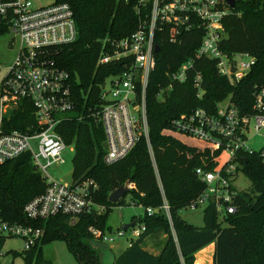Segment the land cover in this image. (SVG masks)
Segmentation results:
<instances>
[{"label":"trees","instance_id":"trees-1","mask_svg":"<svg viewBox=\"0 0 264 264\" xmlns=\"http://www.w3.org/2000/svg\"><path fill=\"white\" fill-rule=\"evenodd\" d=\"M70 2L77 36L58 45L53 57L69 71L79 109L70 113L56 129L66 143L73 144L72 179L93 180L96 186L91 187L90 197L102 209L92 208L75 216L57 212L34 220L44 228V235L29 249L12 250L13 255L20 254L22 264H49L43 257V245L59 239L66 243L77 264H194L195 253L213 242L212 264H264V163L258 152L243 149L238 152L237 169L245 173L250 185L236 195V209L220 217L214 201L209 200L202 209L203 224L196 225L181 214L204 187L194 168L197 165L215 168L221 150L172 125V120L181 112L194 107L214 110L217 101L228 94L242 112L252 111L254 84L264 83V0H235L223 19L225 36L221 48L227 53L248 52L255 58L236 82H230L219 73L215 60L208 57L194 61L186 80H171L168 73L194 55L199 39L195 31L185 33L175 42L168 40L164 31L157 34L159 50L155 53L156 64L146 87L147 121L171 222L163 211L148 213L145 210L163 201L145 139L139 138L123 157L106 162L103 125L87 109L98 105L99 83L118 68L113 62L97 64L102 39L124 36L136 28L133 4L116 0ZM7 30V23L0 17V34ZM196 70L202 74L200 88L193 83ZM169 82H172L171 87L161 90ZM10 117V128L25 130L27 123L33 121L31 108H17ZM130 182L134 186L118 200L108 199L113 189ZM45 187L46 182L33 165L29 152L0 163V212L10 220H25L23 205ZM127 203L143 207V212L137 217L133 215L131 220L143 222L145 229L115 254L107 243L103 244L105 248L98 244L89 227L111 230L107 225L109 211L115 205ZM158 229L165 235L159 252H153L145 247L144 241ZM4 241L5 236L0 235V255ZM107 249L109 257L105 260L102 252Z\"/></svg>","mask_w":264,"mask_h":264},{"label":"built area","instance_id":"built-area-1","mask_svg":"<svg viewBox=\"0 0 264 264\" xmlns=\"http://www.w3.org/2000/svg\"><path fill=\"white\" fill-rule=\"evenodd\" d=\"M116 1L132 2L137 25L127 35L102 39L97 64L113 62L118 68L99 83L98 105L87 109L103 125L106 162L123 157L139 138L145 139L163 199L161 205L147 206L145 210L148 213L163 211L171 222L147 121L146 87L156 64L158 32L164 31L166 38L173 42L192 31L199 39L194 55L168 73L171 80H186L194 61L208 57L215 60L219 73L230 82H236L255 58L248 52L227 53L221 48L225 36L223 19L233 7L226 0ZM0 17L11 33L9 44L15 47L13 59L0 80V163L29 152L33 165L46 182L44 191L23 205L25 220H10L0 212V235L16 236L22 240L23 249H29L44 234V228L34 220L57 212L75 216L92 208L99 210L90 197L91 187L96 186L93 180L77 182L71 177L66 181L48 170L52 163L64 162L62 153L67 146L73 148L56 127L79 109V101L69 71L56 62L53 52L58 45L76 38L77 26L70 0H0ZM234 54L245 55L247 59L236 61ZM193 83L201 87L202 74L198 70L193 74ZM171 85L169 82L161 90ZM21 107L31 108L33 121L27 123L25 130L10 128V113ZM172 125L221 150L215 168L195 166L194 171L204 187L187 207L204 206L212 200L220 217L233 212L234 200L240 191L234 184L237 172L241 171L237 169L239 150L258 152L264 163V143L258 148L247 144L249 137L264 130V83L254 84L252 111L242 112L228 94L217 101L214 110L194 107L181 112L172 120ZM144 229L145 224L138 221L126 230L119 227L112 232L89 227L94 237L105 242L127 232L130 239L138 237Z\"/></svg>","mask_w":264,"mask_h":264},{"label":"rangeland","instance_id":"rangeland-1","mask_svg":"<svg viewBox=\"0 0 264 264\" xmlns=\"http://www.w3.org/2000/svg\"><path fill=\"white\" fill-rule=\"evenodd\" d=\"M10 38V32L6 31L3 34H0V80L5 75L15 53V47L9 44ZM233 57L236 61L247 59V56L239 54H234ZM263 143L264 130H261L258 134L252 135L247 140V144L253 148H258ZM62 154L65 159L64 162L52 163L48 167V170L52 175L59 177L62 180L70 181L73 148L67 146L63 150ZM126 184L128 185V183ZM234 184L237 189L243 190L249 187L250 180L244 172L238 171ZM125 198L128 200L129 195L127 194ZM96 207L99 208V210L102 209V207L99 205H96ZM202 209L203 205H199L193 209L184 207L181 210V214L188 221L196 225H202ZM142 212L143 207L137 204L127 203L121 206L115 205L111 208L107 217V225H110L111 230L107 228H105V230L111 232L115 231L121 226L123 222L130 220L133 215L137 217ZM164 235L165 234L161 229L151 232L145 237V247H147V249L149 248L153 252H159L163 244ZM129 236V233L127 232L125 235L116 237L113 241H110L108 244L111 247V251H113L115 254L120 252L129 243ZM22 249L23 242L20 238L16 236H7L1 249L2 254L0 255V264H22V256L20 254L14 256L11 252L12 250L21 251ZM102 253L103 259L106 260L109 257V253L107 250H103ZM212 255L213 253L211 248L205 251H197L194 255V264H212ZM43 257L44 259L48 260L49 264H77L76 258L69 251L66 243L59 239L49 241L43 245Z\"/></svg>","mask_w":264,"mask_h":264},{"label":"water","instance_id":"water-1","mask_svg":"<svg viewBox=\"0 0 264 264\" xmlns=\"http://www.w3.org/2000/svg\"><path fill=\"white\" fill-rule=\"evenodd\" d=\"M228 2V4L230 6H234L235 4V0H226ZM159 50V46L158 44H155V51ZM129 189V186L126 183H122L120 184L118 187H116L115 189H113L109 195H108V199L110 201H116L118 200L124 193H126ZM136 222V219L130 220V221H126L123 222L121 224V228L123 229H127L128 227L132 226L134 223Z\"/></svg>","mask_w":264,"mask_h":264},{"label":"crops","instance_id":"crops-1","mask_svg":"<svg viewBox=\"0 0 264 264\" xmlns=\"http://www.w3.org/2000/svg\"><path fill=\"white\" fill-rule=\"evenodd\" d=\"M130 220H131V218H130ZM130 220H128V221H130ZM121 227V226H120ZM99 242V245L100 246H102V247H104L105 248V246H103V244H105L104 242H100V241H98ZM107 245L109 246V244L107 243ZM110 247V246H109ZM111 248V247H110ZM147 248V247H146ZM211 248V250H212V253H213V249H214V243L213 242H210L209 244H207L206 246H204V247H202L201 249H199L200 251H205V250H207V249H210ZM149 249V248H148ZM150 250V249H149ZM198 250V251H199ZM107 251H109L108 249H107ZM196 254V253H195Z\"/></svg>","mask_w":264,"mask_h":264},{"label":"bare ground","instance_id":"bare-ground-1","mask_svg":"<svg viewBox=\"0 0 264 264\" xmlns=\"http://www.w3.org/2000/svg\"><path fill=\"white\" fill-rule=\"evenodd\" d=\"M103 230V229H102ZM124 230H126V229H124ZM104 231H107V230H105L104 229ZM44 235V234H43ZM6 238V237H5ZM134 238H136V237H134ZM95 239H97L98 241H100V242H104V243H109V242H105V241H102V240H100V239H98V238H96L95 237ZM131 239H133V238H131ZM131 239L129 238V242L131 241ZM99 244V243H98ZM129 244V243H128ZM1 254H2V252H1Z\"/></svg>","mask_w":264,"mask_h":264}]
</instances>
